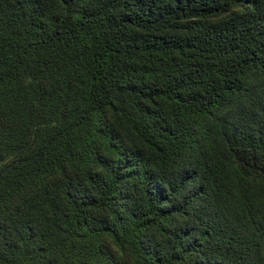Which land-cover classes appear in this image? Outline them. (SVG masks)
I'll return each instance as SVG.
<instances>
[{"label":"trees","instance_id":"trees-1","mask_svg":"<svg viewBox=\"0 0 264 264\" xmlns=\"http://www.w3.org/2000/svg\"><path fill=\"white\" fill-rule=\"evenodd\" d=\"M0 264H264V0H0Z\"/></svg>","mask_w":264,"mask_h":264}]
</instances>
